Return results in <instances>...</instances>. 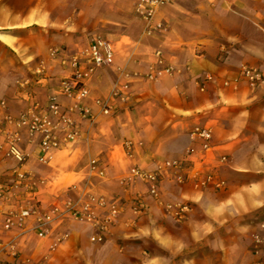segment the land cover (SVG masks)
Here are the masks:
<instances>
[{
    "label": "crops",
    "instance_id": "obj_1",
    "mask_svg": "<svg viewBox=\"0 0 264 264\" xmlns=\"http://www.w3.org/2000/svg\"><path fill=\"white\" fill-rule=\"evenodd\" d=\"M19 1L0 0V128L19 133L24 156H7L0 134V264H264V0H172L155 15L165 29L149 34L137 0L127 11L119 0H83L101 8L94 17L102 34L87 37L85 46L99 36L111 43L113 60L95 71L80 101L59 91L79 50L76 36L64 24L51 27L53 10L39 0ZM53 38L57 59L47 53ZM243 65L261 72L258 84L239 76ZM167 66L170 73L145 78ZM115 84L127 93L110 99L105 115L94 101L105 100ZM51 98L60 110L71 108L77 136L64 141L54 129L61 142L41 162L40 134L29 136L1 112L41 115ZM196 125L210 126L216 154L226 155L217 170L222 187L196 189L165 176L157 202L146 183L127 179L134 167L154 169L197 147ZM92 159L105 176L89 171ZM176 200L189 203L179 220L164 211ZM30 205L20 226L14 219L3 227L9 212ZM112 207L117 212L101 242L90 240L99 231L92 221L73 216L76 210L104 218ZM53 209L52 220L40 224Z\"/></svg>",
    "mask_w": 264,
    "mask_h": 264
},
{
    "label": "built area",
    "instance_id": "obj_2",
    "mask_svg": "<svg viewBox=\"0 0 264 264\" xmlns=\"http://www.w3.org/2000/svg\"><path fill=\"white\" fill-rule=\"evenodd\" d=\"M172 0H137L135 12L138 14L145 23V32H159L165 29L164 25L155 20L157 10L170 3ZM157 57H160V53L155 52ZM49 56L57 59L60 57V49L54 48L50 50ZM113 60V48L109 41L97 36L90 40V42L83 48L79 49L76 53L72 54L68 59L69 73L63 76L59 81V91L64 95H67L77 101L85 98L88 94V83L95 71L102 65H108ZM63 62V59L61 60ZM40 71V70H39ZM171 68L169 66L164 67L162 70H153L145 75L146 79L152 80L157 78L162 73H170ZM239 76L250 86L258 84L261 80V72L255 68L247 65H243L239 69ZM126 85L115 84L108 97L105 100L96 99L94 102L100 107L101 113L107 115L110 113V99H124L126 96ZM0 109H5V103L0 100ZM66 111H62L59 108V104L51 98L45 105L42 114L36 115L32 111L27 110L17 117L1 112L2 118L7 123H13L18 127H25L29 136L36 133L40 134L38 142L41 155L38 159L41 162H45L44 155L56 149L60 144V139L54 133V129H60L64 132V141L73 140L77 136V132L74 129L73 120L67 115ZM49 114L56 118V122L52 123ZM81 115L83 117H90L91 114L84 108L81 109ZM5 136L3 139L4 144L7 146L5 154L9 157H13L18 162L24 159L23 154L17 149L16 144L19 141V133L17 131L10 132L5 128H0V134ZM191 135L198 142L197 147L188 148L182 157L178 159H168L162 161V163L156 166L154 169H139L134 167L131 169L127 179L134 180L139 179L147 185V194L155 201L159 202L158 188L163 177H167L173 183L183 184L189 181L194 188L201 189L210 185H214L219 188L223 186V181L217 177V170L226 162V155L216 154L217 149L212 144V132L210 126L196 125L191 131ZM2 143L0 142V149ZM98 161L92 159L89 162V171H95L97 175L103 177L105 172L103 168H99ZM22 177V174H17ZM2 190V189H1ZM89 202L94 203L97 206L103 207L104 202L99 197L89 196ZM89 204V203H88ZM85 205V209L88 207ZM166 208L172 210L176 220L184 217V212L188 210V207L181 203L166 204ZM56 209H53L49 213L43 214L40 219V224H46L53 218L52 214ZM32 206L27 208H21L19 210L9 212L4 220L3 227L5 229L10 228L13 224V220H16L17 225H21L23 221L32 213ZM110 216L99 218L92 212H83L73 210V216L81 219L85 218L92 221L97 229L90 240L93 242H101L102 235L101 230L106 227L107 223L111 222L112 217L116 214L117 210L111 208L109 210ZM44 229L37 231L39 236H43Z\"/></svg>",
    "mask_w": 264,
    "mask_h": 264
},
{
    "label": "rangeland",
    "instance_id": "obj_3",
    "mask_svg": "<svg viewBox=\"0 0 264 264\" xmlns=\"http://www.w3.org/2000/svg\"><path fill=\"white\" fill-rule=\"evenodd\" d=\"M24 1L25 0H20L19 3L24 5ZM130 3L131 0H119V4L123 7L124 11H127L128 8H130ZM39 5L53 10L54 17L51 27L56 29L60 28L64 24V26L69 28V31L76 36L77 40L75 44L79 47V49L85 47L87 37H90L93 34H102L98 26L99 21L97 22V19L94 17L95 12L100 11L101 8L99 9L98 7L97 10H95L94 2L83 0H69L65 2L54 0L47 2L46 0H39ZM59 45L60 44L56 42L55 39L49 41L47 53L49 54L50 50ZM178 202L181 201H167L165 204H174ZM181 203L189 207V203L183 201ZM165 206L164 211L168 213L171 218L175 219L172 210L166 208ZM185 213H187V211L184 212V217L186 216Z\"/></svg>",
    "mask_w": 264,
    "mask_h": 264
}]
</instances>
